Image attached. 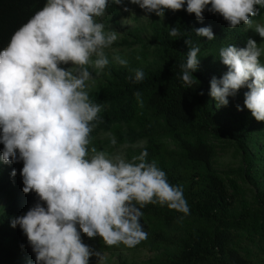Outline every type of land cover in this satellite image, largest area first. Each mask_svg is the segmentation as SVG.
I'll return each mask as SVG.
<instances>
[{
	"label": "clouds",
	"instance_id": "1",
	"mask_svg": "<svg viewBox=\"0 0 264 264\" xmlns=\"http://www.w3.org/2000/svg\"><path fill=\"white\" fill-rule=\"evenodd\" d=\"M129 4L137 5L146 17L183 9L202 22L205 11L218 13L228 28L243 24L264 38V24L253 26L251 20L264 8V0H46L0 49V161H22V192L38 197L23 215L11 218L10 226H19L27 237L35 264H90L93 256L95 264H108L100 251L82 242L81 234L99 236L108 246L133 248L148 236L141 224L146 204L190 214L182 186L171 185L166 172L146 160V149L133 161L109 159L102 151L89 157V135L103 106L90 100L87 82L111 62L128 63L119 55L109 60L105 50L118 35L105 32L97 18L113 5L130 11ZM194 31L209 41L216 39L211 26ZM169 35L180 33L170 27ZM184 42L188 53L181 65L182 81L191 89L199 83L193 73L200 65L201 49L191 40ZM262 56L264 48L251 38L244 47L220 48L218 57L227 71L209 81V95L217 107L227 106L229 97L247 88L244 107L264 121ZM144 79V71L137 69L133 82ZM110 142L117 143L115 137ZM10 175L15 177L17 170Z\"/></svg>",
	"mask_w": 264,
	"mask_h": 264
},
{
	"label": "trees",
	"instance_id": "2",
	"mask_svg": "<svg viewBox=\"0 0 264 264\" xmlns=\"http://www.w3.org/2000/svg\"><path fill=\"white\" fill-rule=\"evenodd\" d=\"M45 3L0 0V49ZM106 13L117 22L118 5L109 6ZM263 16L261 8L251 20ZM204 17L197 21L183 9L166 10L163 17L152 13L153 41L139 43L152 54L139 68L145 79L134 83L137 69L115 65L107 70L99 87L88 91L90 100L103 106L101 119L94 122L89 135V155L99 151V137L104 134L129 146V161L146 149V160L155 161L171 185L182 186L190 208L188 215L159 204L141 209V222L148 234L145 243L158 253L140 264H264V121H257L244 107L247 88L229 97V104L222 107L209 95L210 79L227 71L218 57L220 48L229 44L244 47L247 39L253 38L250 28L245 30L242 24L230 29L218 13L205 11ZM202 26H211L216 39L197 36L194 29ZM170 27H176L180 35L171 37ZM186 39L201 49L200 65L193 73L199 83L191 89L182 81ZM237 105L243 110H237ZM140 141L145 143L131 149ZM217 142L234 143L242 159L240 168L225 175L217 171ZM22 167V161H0V201L9 195L6 204L0 203V264H35V259L29 258L27 237L19 226H10L11 218L23 215L38 200L34 192H22ZM13 169L17 170L15 177L10 175ZM240 179L256 185L252 201L245 198Z\"/></svg>",
	"mask_w": 264,
	"mask_h": 264
},
{
	"label": "rangeland",
	"instance_id": "3",
	"mask_svg": "<svg viewBox=\"0 0 264 264\" xmlns=\"http://www.w3.org/2000/svg\"><path fill=\"white\" fill-rule=\"evenodd\" d=\"M127 3V0H125ZM130 11H124L123 7L118 5V19L117 22L112 20L111 16L105 12L103 17L97 18V21L105 25V32L116 31L118 39L113 43L111 48L106 49V53L109 60L112 61L114 55H119L123 59L128 61L127 65L133 69H139L146 65L147 61L151 58L152 54L150 49L144 48L139 43L148 44L152 43L151 21L152 14H147L146 17L144 11L137 5H128ZM253 26L256 24H264V16L255 22H252ZM252 38L258 43V46L264 48V38H261L255 30L250 28ZM121 44V47L116 45ZM128 44H131L130 46ZM264 62V56L261 57ZM120 65L115 62H111L101 74L97 75L93 72V79L87 82V91L96 88L107 77V70L112 66ZM91 71V69H90ZM110 134H104L99 137V144L101 148L97 152H104L107 158L114 159L116 156H120L129 161L127 156L129 146L126 144L112 145L110 142ZM144 141H140L131 145V149H135L144 144ZM217 153L214 157V167L220 173L224 174L230 170H237L242 166V159L240 153L234 143L231 142H217ZM222 147L223 149H220ZM93 153L89 157L95 155ZM240 186L243 189L244 196L247 200L252 201L257 187L249 180L240 179ZM9 200V195L4 196L0 203L4 205ZM144 226L146 225L141 222ZM146 232V231H145ZM82 242L89 245L91 248L100 251L108 261V264H118L122 261H126L130 264H140L144 261L152 259L158 252L151 250L145 243L146 240L141 241L140 244L133 248H127L123 244L108 246L105 244L102 238L99 236L94 238H88L85 234H81ZM29 258L35 259L31 246L28 243ZM96 257L90 258V264H95Z\"/></svg>",
	"mask_w": 264,
	"mask_h": 264
}]
</instances>
